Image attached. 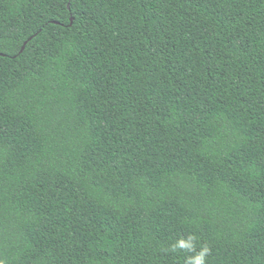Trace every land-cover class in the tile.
Returning <instances> with one entry per match:
<instances>
[{"label": "trees", "instance_id": "trees-1", "mask_svg": "<svg viewBox=\"0 0 264 264\" xmlns=\"http://www.w3.org/2000/svg\"><path fill=\"white\" fill-rule=\"evenodd\" d=\"M205 246L264 264V0H0V264Z\"/></svg>", "mask_w": 264, "mask_h": 264}, {"label": "clouds", "instance_id": "clouds-1", "mask_svg": "<svg viewBox=\"0 0 264 264\" xmlns=\"http://www.w3.org/2000/svg\"><path fill=\"white\" fill-rule=\"evenodd\" d=\"M178 247L180 248H188L189 250H193L194 251V247L190 246V245H186L183 241H181L178 244ZM209 249L205 246L202 251L197 254V256L194 259H190L188 264H204V257L205 255H207Z\"/></svg>", "mask_w": 264, "mask_h": 264}, {"label": "water", "instance_id": "water-1", "mask_svg": "<svg viewBox=\"0 0 264 264\" xmlns=\"http://www.w3.org/2000/svg\"><path fill=\"white\" fill-rule=\"evenodd\" d=\"M68 8H69V7H68ZM72 23H73V18L71 17V18H70V26L72 25ZM30 40H31V39H28V41H30ZM28 41H26V42L22 45L21 50H20V53L23 52L24 47H25V45L27 44Z\"/></svg>", "mask_w": 264, "mask_h": 264}]
</instances>
